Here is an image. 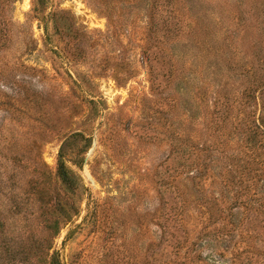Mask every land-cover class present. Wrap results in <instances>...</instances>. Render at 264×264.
Instances as JSON below:
<instances>
[{
    "label": "rangeland",
    "instance_id": "374dc122",
    "mask_svg": "<svg viewBox=\"0 0 264 264\" xmlns=\"http://www.w3.org/2000/svg\"><path fill=\"white\" fill-rule=\"evenodd\" d=\"M0 264H264V0H0Z\"/></svg>",
    "mask_w": 264,
    "mask_h": 264
},
{
    "label": "trees",
    "instance_id": "16d2710c",
    "mask_svg": "<svg viewBox=\"0 0 264 264\" xmlns=\"http://www.w3.org/2000/svg\"><path fill=\"white\" fill-rule=\"evenodd\" d=\"M2 34H3V30H1ZM260 126V125H259ZM78 135H82L81 133H76V134H72L71 137H77ZM69 172H71V170L69 168L66 167L65 165V160L63 158L62 155V150L59 153V162H58V175L64 180H68L69 179Z\"/></svg>",
    "mask_w": 264,
    "mask_h": 264
}]
</instances>
